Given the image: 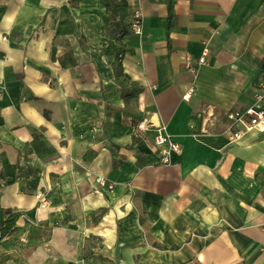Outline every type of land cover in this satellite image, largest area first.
<instances>
[{
  "label": "crops",
  "instance_id": "obj_1",
  "mask_svg": "<svg viewBox=\"0 0 264 264\" xmlns=\"http://www.w3.org/2000/svg\"><path fill=\"white\" fill-rule=\"evenodd\" d=\"M125 3L0 0V264H264V134L223 132L264 84V0H176L169 35L166 0Z\"/></svg>",
  "mask_w": 264,
  "mask_h": 264
},
{
  "label": "built area",
  "instance_id": "obj_2",
  "mask_svg": "<svg viewBox=\"0 0 264 264\" xmlns=\"http://www.w3.org/2000/svg\"><path fill=\"white\" fill-rule=\"evenodd\" d=\"M131 1L136 3L138 0ZM131 15V32L140 34L143 30V13L141 8L137 5H134L132 7ZM208 54L209 49L206 45L202 56L198 59L188 56L186 59V68L188 71L197 74L198 66L207 62ZM194 92L195 86L191 85L187 93L183 96V99L188 101ZM209 116L210 118H213L215 115L212 113L209 114ZM225 119L226 124L223 132L225 135H227L232 143H237L245 135L250 133L264 134V84L257 88L253 102L249 106L243 109H232L228 111V113L225 115ZM141 128H145V125L142 124ZM154 143L156 147L163 149L162 151L165 154V163H170L172 154L180 155L183 152L181 145L178 144L173 139V137L166 133H162L160 130L155 138ZM96 182L104 184L105 179L97 177ZM3 227L4 225L0 224V242L3 241L5 237L3 235Z\"/></svg>",
  "mask_w": 264,
  "mask_h": 264
},
{
  "label": "trees",
  "instance_id": "obj_3",
  "mask_svg": "<svg viewBox=\"0 0 264 264\" xmlns=\"http://www.w3.org/2000/svg\"><path fill=\"white\" fill-rule=\"evenodd\" d=\"M166 4H167V10H168V21H167V27H166V34L169 35V32L174 25L176 0H166ZM122 5L124 7L123 8L124 9L123 17L125 18L126 17L125 8L127 7L125 0H122ZM129 28H131V23H130V27H128V29ZM129 30L123 32V34H125V35L130 34L131 29H129ZM114 66H115L116 73L118 74V76L123 74L121 65L117 60L114 62ZM140 92H141V89L139 87H136V88L134 87V91L130 94L131 98L136 97ZM126 114H128V113L126 112ZM15 229H16V226L12 220V221L8 222L6 225H4L3 235L5 236L9 233H12Z\"/></svg>",
  "mask_w": 264,
  "mask_h": 264
}]
</instances>
